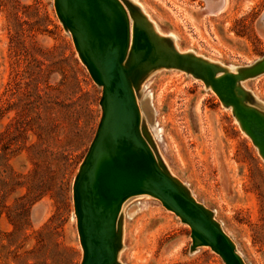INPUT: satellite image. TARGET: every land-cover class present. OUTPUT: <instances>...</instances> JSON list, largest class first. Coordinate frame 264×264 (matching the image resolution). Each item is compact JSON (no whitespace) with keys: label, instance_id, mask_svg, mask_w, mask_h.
Returning <instances> with one entry per match:
<instances>
[{"label":"rangeland","instance_id":"374dc122","mask_svg":"<svg viewBox=\"0 0 264 264\" xmlns=\"http://www.w3.org/2000/svg\"><path fill=\"white\" fill-rule=\"evenodd\" d=\"M121 2L131 21L146 18L176 49L221 73L264 55V0H226L221 9L216 0ZM132 85L159 166L216 218L245 264H264V159L232 110L183 70L134 77ZM240 85L245 104L259 109L264 73ZM101 97L53 0H0V146L20 149L11 162L23 184L7 202L38 198L28 212H12L17 228L2 215L0 264H81L72 187L102 117ZM119 222L120 264H225L208 245L192 249L190 226L155 197L129 198Z\"/></svg>","mask_w":264,"mask_h":264},{"label":"water","instance_id":"95a60500","mask_svg":"<svg viewBox=\"0 0 264 264\" xmlns=\"http://www.w3.org/2000/svg\"><path fill=\"white\" fill-rule=\"evenodd\" d=\"M55 10L72 36L82 62L102 87V117L95 137L73 181V201L81 264H120L117 220L129 198L149 195L175 212L191 228L192 249L210 246L225 264H245L231 237L158 164L140 132V111L132 78L142 82L152 72L183 70L201 80L232 110L241 130L264 159V104H245L241 85L264 73V55L238 73L192 51L181 52L170 37L159 36L142 16L131 21L121 0H53ZM259 27L264 28L261 16ZM251 93V92H249ZM212 212V211H211ZM213 213V212H212Z\"/></svg>","mask_w":264,"mask_h":264},{"label":"trees","instance_id":"16d2710c","mask_svg":"<svg viewBox=\"0 0 264 264\" xmlns=\"http://www.w3.org/2000/svg\"><path fill=\"white\" fill-rule=\"evenodd\" d=\"M2 136V134H0ZM18 150L15 153L9 152L6 146H0V219L4 213L7 214L11 223L17 228V223L15 222L12 212L16 213V210H20L25 213L28 212L30 206H32L38 198L32 197L30 195H20L15 197L18 201H23L15 205L14 207L9 206L7 200L11 197L12 194L18 192L19 189L23 186L22 182L19 181L18 175L19 173L15 170L13 163L11 162V158L13 156H17ZM26 201L28 206H26Z\"/></svg>","mask_w":264,"mask_h":264},{"label":"bare ground","instance_id":"6f19581e","mask_svg":"<svg viewBox=\"0 0 264 264\" xmlns=\"http://www.w3.org/2000/svg\"><path fill=\"white\" fill-rule=\"evenodd\" d=\"M225 2H226V0H216V3H217V9H221L223 6H224V4H225ZM262 17H263V19H264V13H263V15H262ZM253 63L254 62H251V63H248V67H251L252 65H253ZM133 86V85H132ZM133 90H134V88H133ZM134 94H135V92H134ZM136 96V95H135ZM139 111H140V132H141V134H142V128H141V126H142V115H141V110L139 109ZM142 136H143V134H142ZM144 137V136H143ZM145 138V137H144ZM146 140V139H145ZM147 141V140H146ZM148 143V142H147ZM149 144V143H148ZM150 146V145H149ZM151 147V146H150ZM152 148V147H151ZM153 150V149H152ZM154 153V152H153ZM167 173V172H166ZM169 174V173H168ZM174 180H175V178L173 177V175H171V174H169ZM179 185H180V183L177 181V180H175ZM121 210H122V207H121ZM121 210H120V213H119V216H118V220H117V231H118V222H119V218L121 217ZM119 224H120V222H119ZM122 232H123V230L121 231V234L120 235H122ZM120 238L122 237V236H119ZM117 238H118V233H117ZM117 238H116V240H117Z\"/></svg>","mask_w":264,"mask_h":264}]
</instances>
